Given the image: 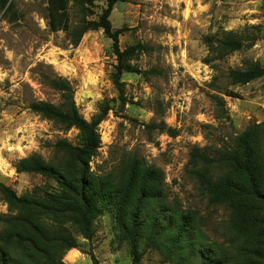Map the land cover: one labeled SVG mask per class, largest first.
<instances>
[{"label":"rangeland","instance_id":"374dc122","mask_svg":"<svg viewBox=\"0 0 264 264\" xmlns=\"http://www.w3.org/2000/svg\"><path fill=\"white\" fill-rule=\"evenodd\" d=\"M82 2H69L70 31L56 28L51 0H10V6L0 10V184L42 203L43 197L64 192L51 177L18 172L19 161L30 156L66 163L70 158L59 147L61 142L82 145L79 130L66 129L31 109L35 103H61L60 93L43 80L45 75H59L71 83L85 120L108 105L90 168L95 176L114 183L111 198L101 203L102 214L93 219L90 239L67 223L77 247L66 252L64 264H134L131 236L120 227V195H114L123 190L133 157L163 173L167 205L155 202L150 214L161 213L158 207L169 214L191 210L197 213L192 225L200 228L207 243L223 241L228 212L203 196L187 164L192 149L206 147L213 155L219 147H230L249 126L264 124V76L237 85L230 76L232 71L264 68V0L117 4L110 20L115 30H124L121 49L136 48L128 57L134 71L122 75L123 99L113 79L117 57L104 31H89L77 46L72 43V30L84 19L97 20L108 6V0ZM214 97L222 99L223 111ZM19 212L0 193V218ZM35 213L50 221L44 211ZM123 221L132 224L130 210ZM3 229L0 221V233ZM136 253L139 264L181 262L179 257L167 258L147 239L139 241ZM197 255H186L188 264H198Z\"/></svg>","mask_w":264,"mask_h":264},{"label":"trees","instance_id":"16d2710c","mask_svg":"<svg viewBox=\"0 0 264 264\" xmlns=\"http://www.w3.org/2000/svg\"><path fill=\"white\" fill-rule=\"evenodd\" d=\"M94 4L102 0H82ZM127 0H108L107 8L97 20H86L72 30L73 45L89 31L102 29L112 40L113 53L118 64L113 75L120 98L123 99L122 75L133 72L128 57L135 47L122 50L120 36L124 30L113 28L110 16L114 7ZM70 0H51L57 29L70 31L68 7ZM10 0H0V10L10 6ZM10 8L8 9V11ZM233 84H248L264 76V68L250 72L232 71ZM44 82L60 93L59 105L35 103L31 109L44 118L62 124L66 129L76 128L82 145L72 147L59 143L68 156L65 163L46 162L37 156L24 158L18 163V172L35 171L55 179L64 192L43 197L42 202L25 195L19 197L11 188L0 184L3 200L18 215L0 218L4 229L0 233V264H64L67 251L77 247V241L69 232L67 223L76 227L86 239L93 233V219L102 214L101 203L111 198L108 192L113 187L104 177H97L90 162L100 148L99 125L109 112L108 105L91 121L78 112L71 83L59 75L44 76ZM234 96L233 93H225ZM219 110H224L222 99L214 97ZM164 127L163 130H166ZM170 135L174 130L168 128ZM207 148H194L190 152L187 171L197 181L203 196L213 206L227 210L226 235L221 242L207 243L200 228L193 226L195 212L184 209L178 213L153 211L154 203L167 205L163 191V173L137 157L131 160L119 197L120 227L131 236L134 264H139L137 248L141 239H147L155 249H163L167 258L179 257L180 264H188L186 255L198 253V264H264V124H253L235 137L230 147H219L213 155ZM99 201V203H98ZM39 209L49 215L43 220L35 211ZM132 215V224L123 221ZM127 212V213H126ZM177 214V215H176ZM176 215V216H175ZM170 219L171 223L170 224ZM203 241L201 242L200 240ZM194 264V263H192Z\"/></svg>","mask_w":264,"mask_h":264}]
</instances>
